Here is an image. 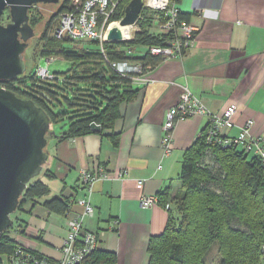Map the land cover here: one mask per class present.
Returning <instances> with one entry per match:
<instances>
[{
	"label": "crops",
	"instance_id": "obj_1",
	"mask_svg": "<svg viewBox=\"0 0 264 264\" xmlns=\"http://www.w3.org/2000/svg\"><path fill=\"white\" fill-rule=\"evenodd\" d=\"M178 4L197 28L194 45L183 57L163 59L152 67L146 74L149 81H134L136 99L121 104V116L105 134L49 140L50 156L39 175L49 193L17 212L13 237L19 244L60 259L67 217L80 210L77 199L85 193L82 172L103 164L109 170L126 169L128 175L95 185L91 200L96 215L86 220L85 229L100 233L99 247L115 252L117 264H148L149 241L165 230L170 212L160 203L143 207L140 198L168 188L176 195L184 153L209 125L207 116L179 121L173 150L164 154L166 113L179 101L184 86L213 111L237 106L235 125L226 131L229 136H239L250 118L256 120L254 131L264 135V0ZM198 5L218 10L219 15L203 16L196 10ZM110 133L118 134L117 143ZM55 196L68 199V214L44 207Z\"/></svg>",
	"mask_w": 264,
	"mask_h": 264
},
{
	"label": "trees",
	"instance_id": "obj_2",
	"mask_svg": "<svg viewBox=\"0 0 264 264\" xmlns=\"http://www.w3.org/2000/svg\"><path fill=\"white\" fill-rule=\"evenodd\" d=\"M72 1L63 0L60 4L57 14L47 24L43 40L48 39V31L56 17L58 19L60 13L72 7ZM130 1L121 0L110 21H119ZM34 7L29 13L30 23L36 28L42 16L33 13ZM180 14L189 21L188 14ZM153 15L142 10L137 22L139 29L133 37L105 41V53L99 47L90 48L84 40L64 38L59 41L72 45L62 46L54 37L56 41H49L42 55L73 61L72 69L63 73L62 80L54 74V78H41L40 85L26 86L23 90L19 84L24 83L28 69L15 81H0V86L32 98L46 110L52 123L69 115L68 129L56 137L69 138L93 132L105 134L121 116V104L133 101L138 95L134 80L115 71L109 62L141 60L154 67L163 60L160 55L147 51L137 55L140 47L164 45L168 38L151 31L155 21ZM9 19L7 10L3 22ZM90 41L100 44L99 40ZM107 84L112 88L108 89ZM93 123L99 124L101 130L93 129ZM108 136L117 143L118 134ZM179 178L181 184L176 195L172 196L169 188L158 193L159 203L165 206L171 202L172 208L168 210L165 230L149 241L148 264H209L207 257L214 245L219 255L217 264H264V167L261 158L250 156L240 146L208 144L203 135L186 149ZM48 193L49 186L39 176L32 179L21 196L17 211ZM43 205L58 214H66L70 208L68 199L60 196ZM12 229L14 223L0 238V264H4L3 257H9L19 245L11 234ZM117 261L115 252L98 247L83 264H117Z\"/></svg>",
	"mask_w": 264,
	"mask_h": 264
},
{
	"label": "built area",
	"instance_id": "obj_3",
	"mask_svg": "<svg viewBox=\"0 0 264 264\" xmlns=\"http://www.w3.org/2000/svg\"><path fill=\"white\" fill-rule=\"evenodd\" d=\"M121 0H80L72 1V7L59 14L54 26L53 35L56 39L70 38L74 40H99L100 48L105 53L103 43L114 22L110 21ZM143 10L155 14L156 18L152 31L154 34L167 35L164 45L149 46L147 52L160 55L163 59L183 57L194 45L196 26L181 18L178 0H144ZM203 16H218V10H211L201 5L196 7ZM130 35L126 39H131ZM125 39V40H126ZM55 57L48 58V64ZM109 65L123 76L131 77L134 81H149L146 74L152 69L151 65L141 60L111 61ZM37 74L44 79L54 78L48 67H39ZM237 106L231 104L219 111L211 110L206 103L193 91L184 86L179 101L172 105L167 113L163 126L162 148L165 155L173 150L174 130L179 121L195 116H207L209 125L198 137L205 136L208 144L223 147L240 146L250 156L261 158L264 167V135L254 131L256 120L250 118L242 126L239 136H229L226 131L235 125ZM128 175L126 169L109 170L100 164L94 170L82 172V184L85 193L77 199L80 210L72 217H67L68 233L61 246V258L53 260L25 245L19 244L9 259V264H83L84 260L99 247L100 233L85 229V222L96 215V207L91 200L94 187L105 180H119ZM158 194H145L140 198L143 207L159 204ZM166 210L172 208L168 202ZM68 214V212L66 213Z\"/></svg>",
	"mask_w": 264,
	"mask_h": 264
},
{
	"label": "water",
	"instance_id": "obj_4",
	"mask_svg": "<svg viewBox=\"0 0 264 264\" xmlns=\"http://www.w3.org/2000/svg\"><path fill=\"white\" fill-rule=\"evenodd\" d=\"M61 0H0V81H15L28 70L24 53L36 35L30 23V9ZM144 0H131L121 26L137 24ZM9 11L10 19L3 22ZM119 26H113L107 41L125 40ZM64 110V108H63ZM46 110L32 98L0 86V238L13 225L21 196L29 182L38 177L48 162V135L56 137ZM100 131L101 126L92 124Z\"/></svg>",
	"mask_w": 264,
	"mask_h": 264
},
{
	"label": "rangeland",
	"instance_id": "obj_5",
	"mask_svg": "<svg viewBox=\"0 0 264 264\" xmlns=\"http://www.w3.org/2000/svg\"><path fill=\"white\" fill-rule=\"evenodd\" d=\"M79 2L80 0H74ZM63 2V0L59 4H39L33 8V13L37 14L38 16H42V19L40 23L36 26L35 31L36 35L30 39L29 41V47L26 49L24 56L28 63V69L29 73L28 76L24 79V83H20V88L25 89L27 87H32L34 84L40 85L41 83V76L37 74V69L39 67H48L51 73L55 74L56 77L60 80H62V77L64 76L63 73H67L68 70L72 69L73 67V61L67 60L63 57H55L51 60V62L48 64V57L42 55L43 50L47 47L46 44L49 43V41H56L54 38L53 32H54V25L57 23V17L53 21L52 26L50 27L48 31V39L43 40L42 36L47 28V24L50 22L51 18L55 16L58 12V8L60 4ZM153 18L155 20L156 16L153 15ZM139 29V27L136 25L131 27V36L133 37L134 33ZM155 28L152 26L151 31H154ZM56 42L61 43L62 46H71L72 44L60 42L57 40ZM84 43L88 45L90 48H100V44L91 42L90 40H85ZM147 50L146 47H140L137 51V55H142ZM107 88L111 89L112 86L110 84H107ZM72 96V95H71ZM69 127V115H67L64 120L53 123L51 130H54L56 134L59 135L60 132L67 130ZM55 136L48 135L49 140ZM18 212V211H17ZM12 215V218L14 220V229H12L11 234L13 235L16 231L18 220H15V216L17 214ZM16 227V228H15ZM4 264H9L8 256H4ZM208 263L209 264H217L219 261V255H218V249L217 246L214 245L212 249L210 250L208 254Z\"/></svg>",
	"mask_w": 264,
	"mask_h": 264
},
{
	"label": "bare ground",
	"instance_id": "obj_6",
	"mask_svg": "<svg viewBox=\"0 0 264 264\" xmlns=\"http://www.w3.org/2000/svg\"><path fill=\"white\" fill-rule=\"evenodd\" d=\"M113 26H119L125 38H128L131 35V25L121 26L118 22H114L111 27Z\"/></svg>",
	"mask_w": 264,
	"mask_h": 264
}]
</instances>
